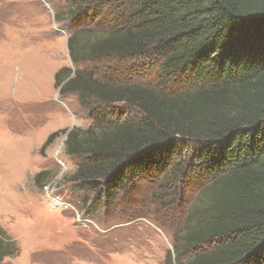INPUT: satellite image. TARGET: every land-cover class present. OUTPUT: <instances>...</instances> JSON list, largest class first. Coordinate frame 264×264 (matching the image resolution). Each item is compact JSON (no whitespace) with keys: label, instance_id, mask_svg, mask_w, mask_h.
Wrapping results in <instances>:
<instances>
[{"label":"trees","instance_id":"16d2710c","mask_svg":"<svg viewBox=\"0 0 264 264\" xmlns=\"http://www.w3.org/2000/svg\"><path fill=\"white\" fill-rule=\"evenodd\" d=\"M65 2L56 20L76 23L74 64L139 57L153 68L55 74L60 92L77 93L94 120L62 131L77 159L73 192L88 208L108 207L145 175H197L204 184L164 264H264V0ZM118 105L129 112L116 113ZM17 252L0 226V264Z\"/></svg>","mask_w":264,"mask_h":264},{"label":"rangeland","instance_id":"374dc122","mask_svg":"<svg viewBox=\"0 0 264 264\" xmlns=\"http://www.w3.org/2000/svg\"><path fill=\"white\" fill-rule=\"evenodd\" d=\"M67 7L65 0H0V226L19 249L2 264H164L205 180L145 175L108 207L88 208L84 193L73 192L77 159L66 153L62 131L94 120L77 93L60 92L55 74L71 67L116 78L153 68L139 57L74 64L68 39L76 23L56 20ZM42 171L49 176L38 183Z\"/></svg>","mask_w":264,"mask_h":264}]
</instances>
